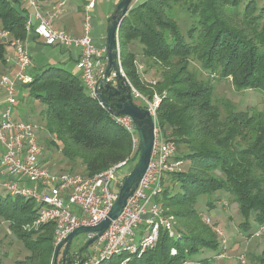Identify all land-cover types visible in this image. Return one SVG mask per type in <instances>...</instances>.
I'll return each instance as SVG.
<instances>
[{"label":"trees","instance_id":"trees-1","mask_svg":"<svg viewBox=\"0 0 264 264\" xmlns=\"http://www.w3.org/2000/svg\"><path fill=\"white\" fill-rule=\"evenodd\" d=\"M17 3L0 0V28L26 40L27 8ZM118 40L125 83L131 82L149 98L161 96L160 126L177 149H183L177 151V158L186 167L166 175L163 192L157 197L167 214L176 217L178 236L171 237L162 228L154 248L118 253L99 264H182L203 250H218L219 238L197 205L202 196L221 190L233 195L246 231L252 228L253 220L263 225L264 111L239 110L223 118L214 100L213 84L200 78L191 62L197 60L203 70L218 72L220 79L231 78L238 90L264 92V5L259 8L256 0H143L121 22ZM138 45L142 46L140 61L160 72L154 83L147 82L139 70ZM8 46L0 38V77L6 73L3 65ZM30 73L32 80L22 86L45 106L41 117L46 132L54 136L52 144L62 146L72 162L80 160L84 175L99 173L131 154L133 163L137 160L140 146L135 147L130 133L116 123L114 112L88 93L80 73L60 65L44 66L39 71L31 68ZM116 81L118 85L120 80ZM103 92L113 104L117 95ZM113 109L116 111L114 104ZM208 204L214 209L212 201ZM40 208L33 199L0 195V220L9 222L10 230L30 251L14 264L51 263L54 223L43 224L38 230L23 229ZM172 248L176 254L171 253ZM77 251L72 259L79 260ZM81 258L88 259L85 251ZM213 259L205 258L204 262ZM257 259L264 264V249Z\"/></svg>","mask_w":264,"mask_h":264},{"label":"built area","instance_id":"built-area-1","mask_svg":"<svg viewBox=\"0 0 264 264\" xmlns=\"http://www.w3.org/2000/svg\"><path fill=\"white\" fill-rule=\"evenodd\" d=\"M26 28L42 38L47 45L65 49H77V66L88 93L96 95V84L107 64L106 44L98 45L92 35V12L96 0H84V22L82 33L74 35L67 30L55 27L58 19L70 0H57L49 11H45L40 0H26ZM0 38L15 50L17 70L0 77V102L4 111L0 114V188L6 194L33 199L41 206L36 218L23 225L25 231L38 230L48 222L55 225L54 255L50 264H55L57 246L80 226H95L102 222L116 202L120 190L117 182L123 183L126 169L133 166V154L107 169L87 176L70 171H53L42 163L43 147L40 143V126L12 114L11 107L17 103L16 90L19 85L32 80L30 68L33 59L26 40L12 37L0 28ZM134 99L144 104L154 121V145L148 168L134 194L129 197L121 215L112 220L105 233L89 247L88 259L83 264H99L118 253H140L156 246L160 230L168 231L171 237H177V220L173 214H167L157 200L164 189V179L171 172L181 171L184 161L177 158V144L168 138L160 126L158 108L162 101L159 94L149 98L137 90L129 81ZM118 125L130 133L134 146H140L138 131L129 115H113ZM209 223L210 218H205ZM144 226V227H142ZM223 236L220 228L215 229ZM96 233H86L87 240ZM264 234V224L259 225L252 236ZM227 240L221 238L222 251L216 255L226 256ZM61 249L57 264H61ZM176 248L171 253L176 254ZM240 264H247V255L238 256Z\"/></svg>","mask_w":264,"mask_h":264},{"label":"rangeland","instance_id":"rangeland-1","mask_svg":"<svg viewBox=\"0 0 264 264\" xmlns=\"http://www.w3.org/2000/svg\"><path fill=\"white\" fill-rule=\"evenodd\" d=\"M143 0H134L131 7L132 8L136 3H139ZM246 0H243L245 2ZM258 7H262L264 5V0H256ZM111 0H96V7L92 12V25L93 31L92 35L94 36L95 31V20L100 18L104 21V26L106 30L104 40L107 41V26H108V18L112 15V13L108 16L106 12L109 11ZM78 4H82L84 10V1L83 0H70L67 4L68 8H72L74 5L77 6ZM17 5H21L22 7H27L29 9V3L26 0H18ZM82 10V9H80ZM79 11V10H78ZM97 13L96 18L95 13ZM85 13V10H84ZM258 13V11H257ZM75 22L77 24L78 29L82 32V21L80 14L74 16ZM119 41V40H118ZM140 45L135 47V51L138 55V65L139 70L143 76V78L147 82L154 83L160 77V72L154 66H145L140 60H142V50ZM53 51L56 52L61 59L63 54L59 50H54L50 47L44 46L41 50L30 51L31 55L33 56V65L32 69L35 65H38L42 62H47L42 64L36 71H39L42 67L48 65H60L63 67L68 68L67 64H62L59 58H55L53 55ZM54 57V58H52ZM34 66V67H33ZM191 67L194 68L199 77L203 78L204 80L210 82L214 86V100L216 104L220 107L221 114L223 118H226L232 112H236L239 110H250V112L256 111H264V92L261 90L256 89H242L238 90L232 82L231 78L220 79L219 73H214L211 71H206L201 68L200 62L197 60H192ZM106 67H103V71H105ZM17 70V69H16ZM102 71V73H103ZM123 71V69H122ZM14 72V71H13ZM33 72V71H32ZM101 73V74H102ZM124 73V71H123ZM125 74V73H124ZM111 80L114 85L117 86L116 78L112 75ZM131 83V82H130ZM132 84V83H131ZM30 91L28 88H24L23 86L17 88L16 90V98L17 103L11 107L13 116L19 119H25L27 121H33L37 123L40 128V143L43 147V154H42V163L47 165L53 171H72L74 169L75 173L83 174L84 167L82 166L80 160L76 162H72L69 160L62 152V146H56L52 144L54 140V136L50 135L46 132L45 121L41 117V112L44 110L45 106L39 100H34L30 96ZM25 99H22L23 97ZM138 102L140 100H137ZM1 111H4V108L0 106ZM43 130V131H42ZM183 149H179V153ZM1 155V152H0ZM139 158V157H138ZM137 160L133 163V167L138 161ZM73 167V168H72ZM132 167V168H133ZM186 167L185 163L183 165L184 170ZM132 168L126 169L125 173H128L132 170ZM117 184L121 187V182H117ZM0 195L5 196L6 191L3 188H0ZM212 201L214 203V209H209L208 201ZM163 206V205H162ZM164 208V206H163ZM198 210L201 212L203 216V220L205 218H210L211 221L206 223L212 228V230L217 234L215 229L220 228L223 231V236H218L220 244L221 238H225L227 243L225 245L226 256L225 258L219 259L216 257L219 251H222L224 248L223 245H219L218 250L216 251H207L203 250L199 252V254L192 255L188 261L182 264H240L238 260V256L242 253H246L247 255V264H259L257 257L261 255L264 249V234L260 237L258 236H251V232L255 231L258 228V224L252 221V228L250 231H246L245 228L240 224L243 220L242 214H240L238 205L234 202L233 195L227 193L224 190L218 191L213 195H204L202 199L197 205ZM165 213L167 209L164 208ZM178 224V223H177ZM178 226V225H177ZM144 227V226H142ZM168 232V231H167ZM87 240L86 234H81L77 238L74 239L71 247L72 254L76 250L79 249L83 242ZM127 253V252H125ZM30 251L25 246V243L18 238L9 227V222L5 220H0V256H2L1 264H14L16 260L23 258L25 255H29ZM214 258L211 262H204L205 258ZM14 261V263H12Z\"/></svg>","mask_w":264,"mask_h":264},{"label":"water","instance_id":"water-1","mask_svg":"<svg viewBox=\"0 0 264 264\" xmlns=\"http://www.w3.org/2000/svg\"><path fill=\"white\" fill-rule=\"evenodd\" d=\"M134 0H120L116 6L114 13L111 15L107 26V67L100 75L96 84V95L104 108L114 112L115 115H129L132 117L134 127L138 131L140 140L139 158L132 170L125 176L120 187L118 198L106 218L95 226H80L70 233L55 250V264L60 255L61 249L64 246L62 253L61 264L66 261H71L72 264H83L82 251L89 255L90 245L102 236L106 229L111 224L112 220L119 217L127 204L129 197H131L138 188L141 179L143 178L151 158V153L154 145V121L150 112L138 105L131 93L130 85L124 81L125 74L122 71L120 63V48L118 41V30L121 22L131 9L130 5ZM120 80L116 86L111 84V76ZM103 90H106L109 96L117 95L113 100L116 106V111L113 109V104L108 103ZM96 233L91 237L83 247L79 248L76 255L78 259H72V243L75 238L81 234Z\"/></svg>","mask_w":264,"mask_h":264},{"label":"crops","instance_id":"crops-1","mask_svg":"<svg viewBox=\"0 0 264 264\" xmlns=\"http://www.w3.org/2000/svg\"><path fill=\"white\" fill-rule=\"evenodd\" d=\"M41 1V4L44 8L45 11H49L53 8V6L56 4V1L57 0H40ZM84 1V0H83ZM120 0H111V5H110V8H109V11L106 12V15L105 16H108L109 14L112 13V10H114L118 4ZM85 3V1H84ZM82 7V4H78L77 6H73L72 8H68L66 7V9L64 10V12L62 13V15L55 20V27L56 28H59V29H64V30H67L68 32L74 34V35H80L82 32L78 29L77 27V24L75 22V18L74 16L77 15V14H80L81 16V21H82V24L84 22V10ZM82 9V10H80ZM79 10V11H78ZM95 13V18L97 16V13ZM105 26H104V21L103 19H96L95 20V31H94V40L95 42L98 44V45H104L106 44V41L104 40L105 38ZM106 39H107V36H106ZM26 43L32 53V51H36V50H41L42 47L44 46H47V47H50L54 50H59L63 56L62 58L60 59L58 55H56L57 53L53 51V55L54 57L57 59L59 58L61 61V63L63 64H67L68 66V70L74 72V73H77L79 74L80 73V70L77 66V62H78V58H79V52L77 49L73 48V49H65V48H62L60 46H51V45H47L45 44L44 40L38 36H35L32 32H29V37L26 39ZM15 50H14V47L13 46H8L7 47V58H6V62L5 64L3 65V72H6V73H13V71L15 72L16 69H17V65L15 64ZM32 56V55H31ZM52 57V58H54ZM33 58V56H32ZM54 58V59H55ZM47 62H42L38 65H35L34 67V71L36 69H38L42 64H45ZM32 68V67H31ZM30 68V69H31ZM66 68V67H65ZM22 87V85H19L18 88ZM3 97L1 96L0 94V100L2 99ZM2 102V101H1ZM0 102V106L3 107V105L1 104ZM1 108H0V114H1ZM1 152V150H0ZM253 237V236H252ZM27 255L23 256V258L19 259V260H22L26 257ZM2 258V256H0ZM17 261V260H16ZM14 263V261L12 262ZM3 264V262H2Z\"/></svg>","mask_w":264,"mask_h":264},{"label":"flooded vegetation","instance_id":"flooded-vegetation-1","mask_svg":"<svg viewBox=\"0 0 264 264\" xmlns=\"http://www.w3.org/2000/svg\"><path fill=\"white\" fill-rule=\"evenodd\" d=\"M82 246H83V245H81L79 248H81ZM76 251H77V250H76ZM76 251H75V252H76ZM75 252H74V253H75Z\"/></svg>","mask_w":264,"mask_h":264}]
</instances>
